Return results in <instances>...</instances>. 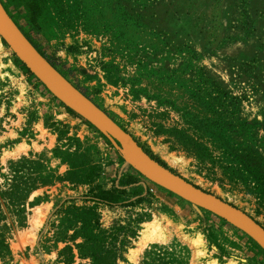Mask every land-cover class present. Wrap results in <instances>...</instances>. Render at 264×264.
Segmentation results:
<instances>
[{"label":"rangeland","instance_id":"rangeland-1","mask_svg":"<svg viewBox=\"0 0 264 264\" xmlns=\"http://www.w3.org/2000/svg\"><path fill=\"white\" fill-rule=\"evenodd\" d=\"M0 3L149 156L264 229V0ZM32 77L0 38V264H264Z\"/></svg>","mask_w":264,"mask_h":264},{"label":"water","instance_id":"water-1","mask_svg":"<svg viewBox=\"0 0 264 264\" xmlns=\"http://www.w3.org/2000/svg\"><path fill=\"white\" fill-rule=\"evenodd\" d=\"M0 38L45 90L102 134L141 177L248 236L264 252V229L231 203L190 183L149 156L109 115L66 79L27 40L0 3Z\"/></svg>","mask_w":264,"mask_h":264},{"label":"trees","instance_id":"trees-1","mask_svg":"<svg viewBox=\"0 0 264 264\" xmlns=\"http://www.w3.org/2000/svg\"><path fill=\"white\" fill-rule=\"evenodd\" d=\"M13 20V19H12ZM16 24V23H15ZM16 26H17V24H16ZM18 27V26H17ZM19 28V27H18ZM19 30L22 32V30L19 28ZM23 33V35L27 38V40L37 49V51L39 52V54H41L49 63H50V61L44 56V54H43V52H41L40 50H38V48H37V46H35V44H34V42H33V40H32V38H31V36L30 35H28V34H26V33H24V32H22ZM51 65H53V64H51ZM54 66V65H53ZM55 67V66H54ZM24 68V70H25V74L27 75V76H30V77H32V75H31V73H29V71H27V69H25V67H23ZM57 69V68H56ZM59 71V70H58ZM60 72V71H59ZM66 79H69L68 78V76L66 75V74H64L63 72H60ZM33 78V77H32ZM34 80H36V79H34ZM36 82H38L37 80H36ZM40 87H41V89L46 93V94H49L46 90H45V88L42 86V85H40ZM80 91V90H79ZM87 97V96H86ZM88 98V97H87ZM89 99V98H88ZM57 101V100H56ZM58 102V101H57ZM59 103V102H58ZM61 104V103H60ZM62 105V104H61ZM63 106V105H62ZM64 108L66 109V111L68 112V113H70L71 115H76L75 113H73L71 110H69L68 108H66L65 106H64ZM77 116V115H76ZM125 131V130H124ZM155 160V159H154ZM155 161H157V160H155ZM158 162V161H157ZM159 163V162H158ZM161 164V163H160ZM162 165V164H161ZM164 166V165H163ZM141 177V176H140ZM142 179L143 180H145L146 181V179L145 178H143L142 177ZM115 192H117V191H115V189H113V190H111V192H108V193H104L103 195L104 196H106L107 197V199H104L106 202H109V203H112V202H114L113 200V194L115 193ZM164 192H166L167 194H169V195H171L170 193H168L167 191H164ZM117 193H123V191H119V192H117ZM173 196V195H172ZM214 218H216V219H218L217 217H214ZM218 220H220V219H218ZM222 221V220H221ZM224 224L227 226V224L224 222ZM228 227V226H227Z\"/></svg>","mask_w":264,"mask_h":264},{"label":"bare ground","instance_id":"bare-ground-1","mask_svg":"<svg viewBox=\"0 0 264 264\" xmlns=\"http://www.w3.org/2000/svg\"><path fill=\"white\" fill-rule=\"evenodd\" d=\"M3 7V6H2ZM146 179V178H145ZM146 180H148V179H146ZM150 181V180H149ZM152 182V181H151ZM153 183V182H152ZM155 184V183H154ZM158 186V185H157ZM160 187V186H159ZM162 188V187H161Z\"/></svg>","mask_w":264,"mask_h":264}]
</instances>
